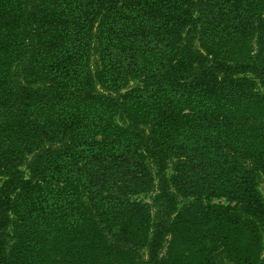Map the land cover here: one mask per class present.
Returning <instances> with one entry per match:
<instances>
[{
	"label": "trees",
	"instance_id": "obj_1",
	"mask_svg": "<svg viewBox=\"0 0 264 264\" xmlns=\"http://www.w3.org/2000/svg\"><path fill=\"white\" fill-rule=\"evenodd\" d=\"M263 139L264 0H0V264H74L75 225L78 264H174L217 219L264 264Z\"/></svg>",
	"mask_w": 264,
	"mask_h": 264
},
{
	"label": "rangeland",
	"instance_id": "obj_2",
	"mask_svg": "<svg viewBox=\"0 0 264 264\" xmlns=\"http://www.w3.org/2000/svg\"><path fill=\"white\" fill-rule=\"evenodd\" d=\"M253 43L252 51L255 52L257 47L255 41ZM95 59H92V68H94ZM135 82H131V85H134ZM116 120L122 123V121L119 120L118 116H115ZM262 145H264V139L261 140ZM258 188L260 192L262 193V196L264 197V176L259 178L258 181ZM152 194H141L137 197V199H143L146 202H151ZM181 203L179 205L180 211L177 214L176 219V226L179 227H187V219L184 216V213L192 212L197 213L199 216L201 215L200 212H198L199 208H183V205L187 202V199H181ZM204 205L209 203L207 200H203ZM211 204L220 205V204H228L229 201L223 197H213L210 200ZM197 209V210H196ZM201 219V218H200ZM222 220L217 219L214 220L208 224L205 225L204 220L203 223H196L195 225L189 226L188 231L184 233H179V238H174V241L171 244L168 238V242H165L162 247V253L169 255L168 263H170L171 258L175 259L174 264H242L240 262L239 256H242V248L243 243L241 242L242 237V227L238 222L231 223V224H225L220 229L219 235H226L222 236L221 239H219L221 246L216 245H210V240L213 238V227H215L217 224H219ZM200 222V221H199ZM223 224V222H222ZM37 233H43V231L36 227ZM234 228V231H233ZM70 231H72V234L65 235L63 237V240L65 242V247L63 248V252L67 249H69V255L71 262L79 263L82 259V232L80 229V225L72 226L68 230V232H62V234H68ZM203 233H207L209 236V239L203 238ZM234 233V238L231 237V234ZM202 234V238H201ZM23 235H28L27 233H23ZM171 240V239H170ZM264 240V239H263ZM201 242H204L208 249L213 250L215 254H218V256L214 260H209L206 263H204V260L202 256H199L197 254V251L199 249V244ZM215 247V248H214ZM75 250L76 252L73 254L72 251ZM34 258H41V257H48L52 256L53 254H57L53 251L52 245L49 243V241H45L42 243H38L35 246L34 249ZM261 260H264V243H263V250L260 254ZM119 259L120 264H140L138 260H128L127 256H121ZM31 260V259H30ZM82 263V262H81Z\"/></svg>",
	"mask_w": 264,
	"mask_h": 264
}]
</instances>
